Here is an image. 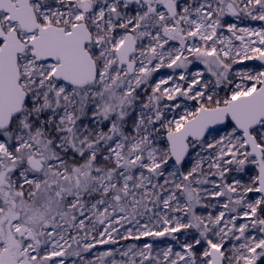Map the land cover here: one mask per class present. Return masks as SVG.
<instances>
[{
    "label": "snow or ice",
    "instance_id": "6c2138e0",
    "mask_svg": "<svg viewBox=\"0 0 264 264\" xmlns=\"http://www.w3.org/2000/svg\"><path fill=\"white\" fill-rule=\"evenodd\" d=\"M0 264H264V0H0Z\"/></svg>",
    "mask_w": 264,
    "mask_h": 264
}]
</instances>
